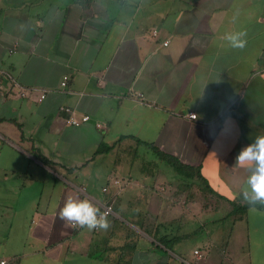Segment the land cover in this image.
Wrapping results in <instances>:
<instances>
[{"label": "crops", "instance_id": "crops-1", "mask_svg": "<svg viewBox=\"0 0 264 264\" xmlns=\"http://www.w3.org/2000/svg\"><path fill=\"white\" fill-rule=\"evenodd\" d=\"M238 32L243 49L226 39ZM261 135L264 0H0V260L253 264L264 208L230 211L250 175L235 159ZM140 146L200 167L223 197L158 157L134 173ZM69 196L101 211L113 198L111 227L65 226L53 213ZM221 218L233 249L214 243ZM200 234L205 246L177 250Z\"/></svg>", "mask_w": 264, "mask_h": 264}, {"label": "clouds", "instance_id": "clouds-1", "mask_svg": "<svg viewBox=\"0 0 264 264\" xmlns=\"http://www.w3.org/2000/svg\"><path fill=\"white\" fill-rule=\"evenodd\" d=\"M245 32L229 34L226 39L230 41L231 47L243 49L247 40ZM235 166L246 169L250 175L247 177V188L241 193L243 200L253 210L256 204L264 205V135L244 147L235 159ZM58 216L65 226H79L88 230L107 231L110 227L109 213L101 209L88 198L80 199L69 196L65 199L63 206L59 209Z\"/></svg>", "mask_w": 264, "mask_h": 264}, {"label": "rangeland", "instance_id": "rangeland-1", "mask_svg": "<svg viewBox=\"0 0 264 264\" xmlns=\"http://www.w3.org/2000/svg\"><path fill=\"white\" fill-rule=\"evenodd\" d=\"M102 146H104V145H102ZM134 150H136V151H134V153H135L134 157L135 158L133 159L134 161H136L135 164H134V173L135 172L139 173V165H140V162H141V161H139V158L140 159L144 158V159L154 160L156 157H158L159 159L157 161H153V163L157 162L158 165L161 164L160 156H158L156 154V152H155V150H153V148L146 147V146H140V147H137ZM112 154H110V159L111 160L108 161V164H113L114 165V162L112 161V159H114L113 157L115 155H112ZM121 156L122 155H117L116 157H121ZM124 157H126V160L128 159V155H124ZM99 163H103V162H96V165L99 164ZM125 163L127 164V162H125ZM144 164H146V163H143V165ZM106 170H107V168H106ZM204 202H206V200ZM208 205H210V204H208ZM211 205H212V203H211ZM217 207H218V213H217L218 216L217 217H219V216L220 217H224V214L226 212H228L229 205L220 201L219 205ZM239 214H241V213H239ZM242 215H245V213H243ZM221 220H220L219 227H221L223 230H221L222 233L219 234L217 240L214 243L215 244H219V245L226 244V245H229L230 249H233V244L235 242L232 241V240H228V235L223 233L224 229H226L228 227V218L226 220L224 218H221ZM201 237H202V235L200 234L197 237L188 236L186 238H183L181 240L182 243L180 244L181 247H180V249H177V250H183L184 248L186 250H193L196 245H199L200 247L205 246L206 245L205 242H202V241L198 240V238H201ZM242 249H243V242H241L237 246L236 252H242ZM256 254H258V253H256ZM220 258H222V257H220ZM251 261H252L253 264H262V262H264V258L260 257V256H254V257L251 258ZM230 262H231V264H250V262L248 261V258H245L243 256L233 257Z\"/></svg>", "mask_w": 264, "mask_h": 264}, {"label": "trees", "instance_id": "trees-1", "mask_svg": "<svg viewBox=\"0 0 264 264\" xmlns=\"http://www.w3.org/2000/svg\"><path fill=\"white\" fill-rule=\"evenodd\" d=\"M153 148V150H155L156 154L158 156H160V159L162 161H164L167 165L171 166L178 174H180L184 179H188L189 182H192L195 179H198L199 181L202 182V184L206 187H208V190L210 192L216 193L217 195H219L220 197H223L222 195L218 194L217 192H215L210 186L209 184H205V178L204 176L201 174V170L200 167L196 166V165H191V164H187L185 162H182L179 158H177L176 156H173L171 154H168L166 152L161 151L158 147L156 146H150ZM111 147L108 146H101L100 149L97 151L98 153L101 152H107L110 150ZM232 205H233V209L232 211H230L231 215L232 214H243L245 213L248 208L250 207L247 203H243L240 205V203L231 201ZM115 205V202H114ZM257 205V204H256ZM261 208H264V205L260 206ZM162 243H166L162 242Z\"/></svg>", "mask_w": 264, "mask_h": 264}, {"label": "built area", "instance_id": "built-area-1", "mask_svg": "<svg viewBox=\"0 0 264 264\" xmlns=\"http://www.w3.org/2000/svg\"><path fill=\"white\" fill-rule=\"evenodd\" d=\"M154 34H157V31L154 32ZM166 43H167V42H165V44H166ZM67 85H68V76H65V77H64V80H63V82H62V86H63V87H66ZM20 92H21L22 95H25V93H24L22 90H21ZM45 97H46V91H44V92L41 94L39 100H43ZM66 110L68 111L69 109H66ZM188 117L191 118V119H195V120H196V119L198 118V115H197V113H195V112H190V113L188 114ZM89 119H90V116H89V115H84V116L81 118L82 121H88ZM81 120H77V119L71 117L70 119L67 120V122H68V123L79 124V123L81 122ZM82 190H83V189H82ZM114 202H115V200L112 198V200H110L109 203H108L107 205H104V206H103L102 211H107V212L109 213V215L113 214V212H114ZM195 253L198 254V250H196ZM198 257H201V254H198ZM0 264H10V263H9V261H8L7 259H1V260H0Z\"/></svg>", "mask_w": 264, "mask_h": 264}]
</instances>
